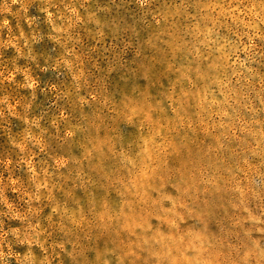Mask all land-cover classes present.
<instances>
[{
    "label": "rangeland",
    "instance_id": "374dc122",
    "mask_svg": "<svg viewBox=\"0 0 264 264\" xmlns=\"http://www.w3.org/2000/svg\"><path fill=\"white\" fill-rule=\"evenodd\" d=\"M0 264H264V0H0Z\"/></svg>",
    "mask_w": 264,
    "mask_h": 264
}]
</instances>
